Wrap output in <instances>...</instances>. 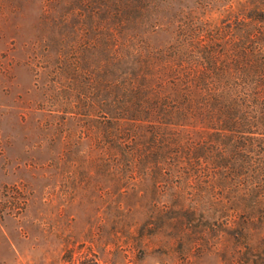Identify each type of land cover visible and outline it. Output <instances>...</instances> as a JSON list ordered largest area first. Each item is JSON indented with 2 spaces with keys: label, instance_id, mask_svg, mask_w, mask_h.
Here are the masks:
<instances>
[{
  "label": "rangeland",
  "instance_id": "rangeland-1",
  "mask_svg": "<svg viewBox=\"0 0 264 264\" xmlns=\"http://www.w3.org/2000/svg\"><path fill=\"white\" fill-rule=\"evenodd\" d=\"M176 1L126 32L136 0H0V264H264V196L212 179L218 139L200 116L168 140L107 111L130 54L180 43L159 96L177 70L212 78V36L231 42L232 79L244 69L235 28L264 0Z\"/></svg>",
  "mask_w": 264,
  "mask_h": 264
},
{
  "label": "trees",
  "instance_id": "trees-1",
  "mask_svg": "<svg viewBox=\"0 0 264 264\" xmlns=\"http://www.w3.org/2000/svg\"><path fill=\"white\" fill-rule=\"evenodd\" d=\"M166 1V7L157 9L153 3L136 0L133 21L125 27L126 32L139 30L145 25V19L152 15L165 16L176 11L177 1ZM195 1L201 4L199 0ZM192 11L188 10V13ZM251 13L246 16L250 21L249 26L242 22L237 23L245 27L240 29L241 32L239 27L235 28L240 36L235 41L238 52L234 50L232 53L244 59V69L238 72L235 80L231 77V71L222 63L223 59L228 61L230 58L231 46L227 44L231 42L222 40L223 46L219 44L220 39L212 36V74H209L212 80L208 78V73L202 74L197 77L198 85L192 82L191 77L177 70L175 81L163 80L166 92L159 96L157 78L159 74H165L164 65L169 68V65H174L184 55L177 42L174 46H166L157 51L147 50V55L140 51L120 60L118 110L107 111L115 115L116 122H125L138 129V135H148L153 139H168L171 134L181 132L174 128H181L187 119L192 121V117L197 114L200 116L198 121L209 125L205 131H212V138L218 139L212 145V179L233 182L236 178H242L247 194L255 193L261 198L264 196V159L261 155L264 151V137L258 139L257 136L259 130H264V10ZM189 17L199 20L196 15ZM186 26L189 31L197 24L190 27L186 23ZM233 29L228 33H232ZM175 31L178 40V28ZM217 45L221 49H215ZM220 60L221 64L218 63ZM207 79L211 80L212 88L201 86ZM195 107L202 108L193 112ZM167 139L163 145L170 151L175 145L167 143Z\"/></svg>",
  "mask_w": 264,
  "mask_h": 264
}]
</instances>
